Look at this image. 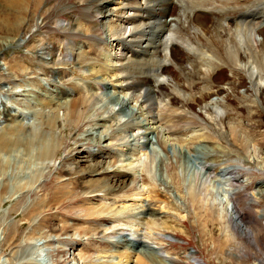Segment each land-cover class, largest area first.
Listing matches in <instances>:
<instances>
[{
  "label": "rangeland",
  "instance_id": "1",
  "mask_svg": "<svg viewBox=\"0 0 264 264\" xmlns=\"http://www.w3.org/2000/svg\"><path fill=\"white\" fill-rule=\"evenodd\" d=\"M16 1L0 0V110L4 105L9 106L11 113L17 116L15 123L0 120V136L11 132L18 134L10 141H0V264H8L7 261L25 264L28 258L42 264H109L110 260L124 254L116 248L118 244L112 243L123 232L121 228H127V234H142L163 255L158 257L138 245L139 257L149 259L146 264L150 260L154 264H219V246L226 236L229 237L228 264H264V84L260 85L258 95L246 72L230 63L229 51L227 53L222 46V41H227L230 35L232 39L229 36L228 41L235 43L232 30H225V27L213 30L215 20L211 14L199 13L201 17L193 19L204 35L196 40L208 43V46L212 44L217 49L219 60L213 67L222 64L212 76L209 75L212 71L208 76H202L205 74L204 62L199 56L183 53L180 48L174 50L171 62L184 68L183 72L172 65L165 73L176 89L181 87L179 93L185 99L195 102L185 100L188 102L185 103L186 111L180 107L182 98L171 96L172 100L175 98L173 107L177 108V115L185 116L173 120L170 117L168 124L175 132L174 135L170 132V137L185 139L192 132L185 128H200L209 135V141L192 143L191 154L174 150L180 149L177 141L169 143L167 149L160 145L161 137L157 138L159 143L153 141L156 153L149 152L155 156L146 155L150 160L145 161L146 167L152 170L148 173L153 181L145 171L142 172L143 183L148 188V204L157 211L158 225L145 222L143 226L133 223L135 226L132 227L134 218L126 216L134 214L133 209L138 205L136 197L140 195L138 189L132 185V177L114 175L110 163L119 160L115 148L98 146L99 140L111 132L107 128L110 121L93 125L92 120L99 118L103 110L91 111V105L87 103L77 106L75 99V83L78 82L84 90L88 88L81 74L89 73L90 63L96 56L88 44L104 30L102 26L106 19L100 18L96 12L97 0H18L19 4ZM263 3L264 0H237L239 9L233 15L240 21L242 14L249 13L241 5L253 7L261 4L264 7ZM14 4L19 5L18 9L13 7ZM204 16L207 17L202 18ZM212 16L216 18L215 14ZM224 16L225 12L223 19ZM232 16L226 21L227 27L234 26ZM60 20L67 28L63 34H59L57 25ZM257 20L263 22V30L256 29L260 45L255 55L239 48L237 55L242 64L249 61L259 65L263 74L260 71L256 81L264 83V44L260 43H264V18L257 17ZM79 22L82 26H78ZM53 43L59 45L55 52L57 62L61 63L64 57L63 63H67L61 66L64 70L60 72L53 71L60 66L50 61L51 56H42L41 48H53ZM208 51L211 53V49ZM68 53L70 56L67 57ZM142 58L146 60V56ZM12 63L19 70L28 69V75L24 68L23 72L8 68ZM188 64L194 67L195 77H207L208 83L217 85L213 88L219 90L217 95L206 88L207 94L197 99L205 93L206 85L201 79L202 82L193 84L194 97L184 93L188 92L185 79L191 71ZM75 66L76 74L72 70ZM189 80L193 82V78ZM103 87L107 88V84ZM109 94L108 89L98 92L100 106H112L110 102H114L117 95L105 96ZM80 95L84 93L80 92L77 97ZM72 100L85 117L92 113L90 121L84 118L78 120L79 125L69 127L65 120L67 110L60 111L61 126L56 129L39 121L42 102L58 105ZM205 102L217 103L224 108L225 117L219 119L222 122L210 120L201 113V105ZM150 105L153 116L164 109L159 97ZM152 113L149 121L153 119ZM166 121L168 119L162 123ZM17 123L27 124L29 129L15 132L17 129H11V126L14 128ZM103 125L107 127L103 128ZM127 147L124 149L127 152L137 149L133 145ZM118 153L122 152L118 150ZM96 164L100 167L94 168ZM109 165L108 171L103 170ZM213 171L216 174L227 171L235 178L229 183L236 191L235 198L230 201L242 213L243 227L236 226L230 212H225L224 203L227 201L222 196V189L214 187L218 186L215 177H204ZM123 205H129V209L119 216L117 213ZM245 231H251L252 235ZM48 239L53 240L52 243L43 245ZM239 251L242 255L235 257Z\"/></svg>",
  "mask_w": 264,
  "mask_h": 264
},
{
  "label": "bare ground",
  "instance_id": "2",
  "mask_svg": "<svg viewBox=\"0 0 264 264\" xmlns=\"http://www.w3.org/2000/svg\"><path fill=\"white\" fill-rule=\"evenodd\" d=\"M19 3L20 2H18L17 0L16 4ZM16 4L13 5L14 8L19 6ZM176 6L178 7V9H176ZM238 6H237V0H97L96 12L98 13L100 18L106 19L104 25L102 26L104 30L102 31L100 29L102 31V32L100 31L101 32L100 36L99 37L95 36L94 42L88 44L89 47L93 48L94 54H96V56L93 59V61L90 63L91 66L89 69V73L85 71L81 74L82 75L81 77L85 79L84 83L88 84L87 85L88 88L84 87L86 91L81 86H79V84H77L78 82L75 83L77 87V90H75L76 92L75 99L77 98V102H76L77 106H81L83 103H87L91 105V109H92L91 111H97V110L101 111V109L103 110L99 113V118L97 117L98 119L94 118V120H92V122H94L93 125L97 124L100 121L101 122L105 121V123L110 121L109 126L107 127L106 125H103V128L107 127L108 131L111 130V132L106 133L104 138H101L99 140L98 146H100L101 148H106V147L111 149L115 148L114 150L117 151L119 160L110 163L111 168L114 167L113 169L114 175L117 177L119 176L132 177L133 179L132 185L138 189V193L140 194L136 197L138 205L133 209L134 214H132L131 216H126V218L127 217L134 218V220L131 222L132 227H134L137 224L143 226L145 222H146L145 224H149L153 226L158 225L157 220L159 218L157 216V211L148 204L149 202L148 200L149 196H147L148 188H146V186L143 183V172H142L145 171L146 176L148 178H151V175L149 176L148 172H151L152 170L146 167L147 165L145 161L149 159V157H147L146 155L152 156V151L155 150L154 142L157 141V138L161 137L160 145L164 149H167L169 143L172 144V142L177 141L179 145L178 147L180 149L174 148V150H179L178 152H181L183 150L185 154L187 152L191 154V151L193 150V147L191 146L192 143L194 142L202 143V141L204 142L209 141L207 140L209 139L208 138L209 135L207 136L205 132H202L205 130L200 128L198 129L185 128L187 132H190L191 130L192 131L190 132L191 134L188 135V137H186L185 139L178 137V139L173 140L170 137L171 136L170 132L173 135L175 134V132L173 130V127H171V125L168 124L171 122L170 117L171 120H173V118H177L179 116H185V114L179 115V113L177 115V110H176L177 108L174 109L173 107L174 105L173 100L175 98H173L172 100L171 96L178 95L180 98H182L181 102H179L181 103L180 106L182 107L181 109L186 110L185 103L188 102H186L185 100H190L192 102H195L194 100L191 99H185L184 95L179 93L181 87L180 89H176L174 85H172L173 83H171V78L167 76L168 74L165 73L167 62L171 63V66L173 65L175 69L181 70L183 72L184 68L182 69L179 65H175L173 62H171V58L173 57L172 55L174 50L176 48H180L182 49L183 53H189V54L193 53L194 55L199 56V59H202L204 62L202 66H204L205 74H203L202 76L204 75L208 76V73L210 71L212 72L209 73V75L212 76V73H216L215 72L216 68L222 66V64L220 63L219 66L217 65L216 68L213 67L214 62L219 60L217 56L216 47H214L212 44L211 46H208L209 45L208 43H202V42L200 43V41H198L200 39L198 36L201 35L204 36L202 31H200L197 25H195L193 22L194 21L193 19L201 17L199 13H206L207 16H209L208 14H211L213 21L215 20L213 25L214 27L213 30H217L221 27H225L226 28L225 30L227 29H230V31L232 30L233 34L231 35H233L235 43H230L231 41H228L231 38V36L229 35L230 38L228 36L226 39L227 41H222L223 42L222 46L227 49V53L229 51V56H230L229 60H231L230 63L232 62L233 64H235L238 70H243L244 72H246V74L249 77L250 83L255 89V92L258 95L260 94V90H259L261 87L260 85L264 83H262L261 81L257 83L256 81L259 72L261 71L258 68L259 65H256L255 64L256 62L255 63L253 62L254 64L249 61L245 62L244 64H242L243 62H239V58L237 55V48H239L240 50H249L251 55H255V52L257 51V46L260 45L259 43H257L259 39L256 38L257 35L256 29L261 30V28L263 27V22L259 23L251 19L255 17H261L264 14V11L263 10L260 11V7H262L261 4L254 5L253 7H247L241 5V7H244V9L249 10L248 11L249 13L242 14L240 16V21H239L237 20V17L233 15V14H237L238 12L237 10L239 9ZM224 12L226 13V16H224L223 19L222 16ZM194 14L196 15L194 16ZM214 14L216 18H213L212 15ZM228 15L230 16L233 15L231 21L233 22L234 26H228V27L226 26V21L227 19L230 18V16ZM207 16H204L202 18H205ZM169 17L172 18L170 21H168ZM221 18L223 19V22H221ZM253 23H256V25H254ZM57 25H59L58 28L60 31L59 34H63L64 32L67 31V28L64 27V24L62 23L61 20L60 22H58ZM239 25L242 27H240ZM78 26H82V24L79 22ZM217 31H215L216 35H217ZM217 38H218L217 41H219L220 36ZM174 40L178 41V43H175ZM173 42L175 45L174 49L172 44ZM123 43L140 49L139 54L134 52L133 50L130 49L128 50L126 48H124V50H122L121 52L119 46L124 45ZM260 43L261 45L264 44L263 42ZM53 44H54L53 48L48 46L41 48V50L43 51L42 56H45V58L47 57L46 55L51 56L53 60L51 59L50 61H53L56 64L58 62L55 52L57 51L59 45L56 43ZM210 49H211V53L208 51ZM126 50L132 53L131 55L128 56L129 58L126 56L125 53ZM63 54L64 53H62V56ZM68 56H70L69 53L67 54V57ZM133 56H135L136 59L133 58ZM140 56L142 57L146 56V60L144 61V59L141 58ZM61 60L62 62L58 63L60 67L54 68L53 71L60 72L61 70H64L63 65H67V63H63V60H65L64 57L61 58ZM198 61L200 62V60H197V62ZM8 66L7 67L10 69L12 68L13 71L23 72L22 69L24 67L21 70H19V68L17 66L16 68L15 64L13 63L12 65L9 64ZM189 67L191 68V71L187 73V77L185 79L188 92H184V93H186L188 96L191 95L194 97L195 93L193 94L192 92L193 84L196 81L200 82L202 80L205 83L204 85H206L205 90H203L205 91V93L198 96L197 99L207 94L206 88L211 89L213 94L217 95L219 90H213V88L217 87V85L213 83H208V81L206 80L207 77H202L201 73H200L201 77L199 78L195 77L193 75L195 70L194 67L191 64L189 65ZM200 67L201 66H199V68ZM76 68H77L76 66L75 68L72 67V70L75 71V74H76ZM27 70L28 69L24 68L26 74L28 73ZM229 70L231 71L230 73L234 74V71L232 69ZM261 73L263 74L262 71ZM190 77L193 78V82L190 81L192 79L189 80ZM105 84H107V88L103 87ZM107 89H108V93L110 94L116 93V94H112L114 96L117 95L116 99L114 102H110L112 103L111 104L112 106L110 107L109 104H107L108 106L107 105L100 106L101 104L99 101L98 92L100 90H104L105 92L107 91ZM201 91L202 90H200V92ZM80 92H83L84 95L83 96L80 95L81 97L79 96L77 97V95H79ZM110 94L105 96H110ZM158 97L159 99L161 98L164 105V109L160 110L157 115L153 116L152 113L153 107H151L150 104L155 103ZM81 99H84V101L82 102ZM14 101H16V99ZM103 102L105 103V101H102V103ZM42 103L43 104L41 105L43 106V109H41L42 112L38 111L39 112L38 117L40 118L39 121L42 120L46 127H51L56 129L59 126H61L60 124L61 110H67V113H65L66 114L65 120H67V125L69 127L71 126L75 127L79 125L78 120L86 118L87 121H90V119L93 117L91 116L92 113L89 114L87 117H85L84 114L80 113V111L77 108H75V101L73 100L60 103L58 105L45 104L44 102ZM211 104H209V102L203 103L201 105L202 107L201 113L204 116H207V118L210 120L213 121L216 120L217 122H222L219 119L225 117L226 111L224 110V108H221L219 105H217V103H214L215 105H211ZM11 111L12 110L10 109L9 106L5 107L4 105L3 109L0 110V120L3 119L4 122L11 121L15 123L14 121H17L15 120V117L17 116L13 115ZM150 112L152 113L151 117L153 119L150 118L151 120L149 121L148 117L149 115H151ZM210 114H213V116H210ZM166 119H168V121L162 123ZM26 125H24L23 123H17L16 125H14V128H12L13 126L11 125L10 126L11 129L14 130L17 129L15 130V132H18V130L23 131L29 129V126ZM184 126L188 127L186 124ZM113 132H115V134H113ZM12 133L13 132H11L10 134L11 136L7 134H6L7 136H0V141L7 142L10 141L11 138H16L15 136L18 134H12ZM108 141L110 142L108 143ZM145 144H147V146L145 148H142L141 146ZM132 145L137 147V149L134 148L132 149L131 152H127L126 151L127 149L124 150L127 146H132ZM94 146H96L95 143ZM115 146H119V147L116 148ZM118 150L121 151L122 153H118ZM149 150H152L151 153L149 152ZM124 156L125 158H123ZM115 162L116 164H114ZM110 165L107 167V169H103V170L108 171ZM93 167L99 168L100 165L96 164ZM96 173H100V171H97ZM205 176L207 179L212 178V176L215 177V182L218 183V186H214V187H220L222 189L223 191L222 196H224V198L227 201L226 204L224 203L225 212L227 210L230 212L231 214L230 217L233 219L236 226L243 227L242 226L243 218L241 216L242 213L238 212L235 204H232L230 201V199L232 200L235 198L236 191L235 189L229 186L230 185L229 183L235 178L230 177L231 175H229V172L227 171L224 174H222V172L220 173L218 172L216 174V172L213 171L210 172V174L206 173L204 177ZM217 177H221V179L218 180ZM151 180L153 181V178H151ZM137 184H139V187L137 186ZM128 209H129V205H123L117 214L119 216L124 215ZM139 220L141 222H138ZM133 223H135V225ZM121 230L123 232L120 233L119 237H117V240L112 241V243L118 244L116 248H118L124 254L113 258L108 262L109 264H142V263L146 264L149 261V259L144 258L143 256L139 257L138 249H137L138 245L148 248V250H151L158 257L163 256L158 251V249L156 251V248L153 246V243L148 241L145 237L143 238L142 234H139L138 232L127 234L125 233V231L127 232L129 231L127 228H121ZM245 233L247 235H252L251 231H245ZM29 237H27L28 240L32 239ZM228 238H229L228 236L224 237V239H222L220 243L219 264H228L226 261L228 259L227 258ZM51 241L53 240L51 239L45 240L43 245L51 244L52 243ZM241 255L239 251V255L236 254L235 257L237 256L240 257ZM84 260L86 259L84 258ZM7 263L12 264L11 262L9 263L8 261ZM25 264H42V263L33 260L31 258H28L26 259ZM149 264H154L153 260H150Z\"/></svg>",
  "mask_w": 264,
  "mask_h": 264
}]
</instances>
